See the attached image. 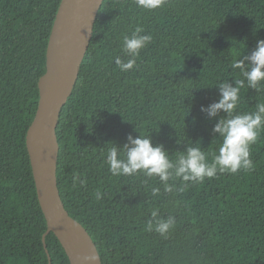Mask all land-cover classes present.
Returning a JSON list of instances; mask_svg holds the SVG:
<instances>
[{
	"label": "trees",
	"instance_id": "obj_1",
	"mask_svg": "<svg viewBox=\"0 0 264 264\" xmlns=\"http://www.w3.org/2000/svg\"><path fill=\"white\" fill-rule=\"evenodd\" d=\"M61 2L0 0V264H49L47 250L52 264H71L54 233L45 248L27 149ZM137 27L151 40L134 68L120 71L123 36ZM94 30L60 116L57 176L66 209L103 264H264V131L250 146L252 167L202 180L114 175L106 163L107 150L123 151L129 134L162 145L171 160L189 147L212 159L222 143L214 127L227 114L209 117L201 107L219 101L221 83L243 78L232 63L264 40V0H164L153 11L105 0ZM261 100L264 90L245 86L239 111ZM153 213L174 220L165 235L148 230Z\"/></svg>",
	"mask_w": 264,
	"mask_h": 264
},
{
	"label": "water",
	"instance_id": "obj_2",
	"mask_svg": "<svg viewBox=\"0 0 264 264\" xmlns=\"http://www.w3.org/2000/svg\"><path fill=\"white\" fill-rule=\"evenodd\" d=\"M104 1L62 0L48 45L47 72L39 81V108L27 133L38 198L48 224L43 239L45 248L47 236L54 233L71 264H103L93 238L63 202L57 176L60 154L57 128L95 39L94 27Z\"/></svg>",
	"mask_w": 264,
	"mask_h": 264
},
{
	"label": "clouds",
	"instance_id": "obj_3",
	"mask_svg": "<svg viewBox=\"0 0 264 264\" xmlns=\"http://www.w3.org/2000/svg\"><path fill=\"white\" fill-rule=\"evenodd\" d=\"M134 4L144 11H153L161 7L164 0H134ZM142 31L143 29L137 27L130 35L123 36L122 51L128 59L125 61L119 56L115 58V64L120 71L132 70L135 57L150 42L151 37L141 35ZM232 67L239 69L243 77L236 81L237 86L234 87L228 82L221 83L219 101L201 107V111L206 112L209 117H217L221 111L227 114V118H221L214 127V131L222 138V143L211 160L199 147H189L186 153L171 160L162 145L154 146L146 136L133 137L129 134L123 151L115 146L107 150L106 163L110 171L114 175H134L142 172L149 177L158 176L167 184L173 176L183 177L185 180H202L213 177L217 171L236 173L241 168L252 167L249 150L261 131H264V100L257 103L254 110L241 112L240 93L245 86L257 91L264 90V40L257 42L250 55L233 61ZM173 223L172 218L156 220V213H153V219L148 221V230L152 231L154 228L161 235H165Z\"/></svg>",
	"mask_w": 264,
	"mask_h": 264
}]
</instances>
